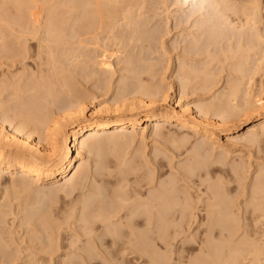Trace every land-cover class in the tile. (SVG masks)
<instances>
[{"label": "bare ground", "instance_id": "bare-ground-1", "mask_svg": "<svg viewBox=\"0 0 264 264\" xmlns=\"http://www.w3.org/2000/svg\"><path fill=\"white\" fill-rule=\"evenodd\" d=\"M2 1H8V0H2ZM21 1H23V0H21ZM29 1H31V0H29ZM32 1L36 2V4H40V3H37V0H35V1L32 0ZM32 1H31V3H32ZM42 1H45V0H42ZM46 1H48V0H46ZM50 1L51 0H49V2ZM52 1L49 4H51ZM70 1H72V3H73V1H75V0H70ZM70 1L68 0L66 2L67 5H66V3L63 4L65 1H63V3L60 2L64 6L66 5L65 7L63 5L60 6L61 4L57 5V1H55L56 3L53 5L54 6L53 8L56 10L57 7L55 5H57L58 7L60 6V8L64 9V10H59L60 8H58V10L63 11V12H65V10L67 8V11L65 12V14L64 13L63 14L64 15L68 14L67 16H69V14L74 15L73 17L75 18V20H74L73 24L75 22L76 23L81 22L80 21L81 19L79 20L78 16H82L83 14H84V16L88 14L87 16L92 17L91 19L89 18L90 21L87 20L88 21L87 25L91 24V25H89V27H87L89 30L87 29L85 31L86 24H85V27L83 26L84 28L82 27V29H84V30L81 29V31L84 34L83 36L87 35L88 31H90V33L93 35L92 39L88 36L93 41H91V40L86 41L88 43L89 42L92 43V44L91 43L86 44V45H89L90 47H91V45L92 46L96 45V44H94V40H97L96 43H98V39L100 38V37L98 38V36L101 34V31H102V35H103V33L106 29L109 28L108 29V31H109L111 28H113L112 27L113 24L112 23L110 24V22H114V21H110V19L112 20V18H114V17H115L114 19H116V16L121 14L122 9L124 12V8H122L123 6H126L128 4L137 5V4H135L136 1H134V0H82L85 2V4H83L82 1H81V3L79 1L78 2L79 4H77L76 2L78 0H76L74 5ZM243 1H244V3H242ZM243 1L241 0V2H240L239 0H213V2L211 4V6H213L212 8L207 9L208 6L206 8L205 5H204V7L202 5L201 7L196 8V9L193 8L192 11H190L188 13L186 12V15L184 14L183 18L181 17V20L183 19L182 20L183 23H180L181 20L178 21L179 26H180V24L181 25H183V24L189 25L191 23L190 27L188 28L189 30L187 29L188 31H190V29H191V33L190 34L187 33V34H188V36L190 35L189 37H192L193 40L195 41L193 44L196 43V45H200V44L202 45L203 41H205V40L207 41V39L209 41L210 38H213V40L211 39L212 43L219 44L220 46H222L223 42H226V44H229V46L237 47L236 50H238V47H239V50L236 52V54L237 53L239 54L242 51L240 55L237 54L238 57L241 55L242 56L239 57L238 58L239 60L237 59V61H235V62H240V63H236V65L237 64L238 65L237 66L235 65L236 67L234 66L235 68H232V69H234V70L236 69L237 71L239 70L238 72H240V76H241V73H243V69H242L243 65L242 64H244V61L242 60V58L245 59V63H246V59L248 58V56H246V55H248L249 51H250L249 53L253 52V54H254V51L257 52L258 50H260L257 48L258 47L260 48L261 44H262V47L264 46V23H263L264 20L262 19L264 16L260 14L262 12H259V10L261 9L260 5L262 3H260V0L259 1L258 0H243ZM24 2L27 5L29 4V2L28 3L26 2V0H24ZM39 2H40V0H39ZM258 2H259V4H258ZM7 3H9V1ZM31 3L29 4L30 8L32 7ZM45 3H47V4H43V3H41V4H43V6L46 5L47 7L51 6V5L48 6V2H45ZM70 3L72 4L71 6L69 5ZM3 4L5 5L6 3L2 2V4H0V11H1V9H3V8H1V5H2V7L6 6V5L4 6ZM17 4H18V10L14 9L11 4L10 5L12 6L14 11H17V13L19 14V17H21V18L16 17L17 20L18 21L22 20V22H20V21L18 22L17 20L13 19V23L11 25V22H10L9 27L5 23L6 25L5 24L4 25L10 31H8L5 28V26L3 25L4 26L3 29L5 28L8 31V33H6L7 31L4 29L5 33L1 32V34H0L1 35V37H0L1 38V41H0V52H1L0 53L1 54L0 60H1V58L5 59L6 57H7L6 60H8L7 62L5 60H4V62L1 61L4 64L11 62L14 59L15 60L21 59V61L23 62V60H24V59H22L23 56L26 57L28 55L27 54L28 48L26 49L27 46L29 47L28 44H26L27 46L25 47V49H26L25 54H27V55L23 54L20 57L19 53H17V55H19V57H17V56H15L16 55L15 53L13 54V51L15 49V48L13 49V47H16V45L13 46L14 43H12V41L15 42L14 39L19 41L18 43H20L19 39H21V43H22V42H24L23 40L28 38V36L34 37L33 41H36L35 38H37V41L39 42V46L41 47V49H40V47L37 46L38 49H40L39 51L44 50V53L46 52V54H48L50 56L51 60H53L54 62L57 61V57H58V56L55 57V55L59 51L60 47H62V46H60L59 49H57L58 46L56 45L57 46L56 47L54 42L56 44L59 43L60 45H63L64 43H61V42L65 41V45L69 43V46L71 44L70 47H74L77 44L78 48H80L79 46H81V48H83V46L85 45V42H81L82 45L80 44L81 40H79V41L74 40L75 36H76L75 34L72 37H69V36H71L70 34H72L73 32L69 30L68 26H67L68 30L71 33L67 34V35H69L68 36L69 39L67 38V40H66L67 36H65V34L68 31L66 30V32H65L64 31L65 29L63 28L62 25H60V26H62V28H63L62 30L64 32L63 31L61 32V30H60L61 28L59 26L58 27L55 26V23H53L52 19H54L57 22V20H56L57 17H60V15H63V14H61V13H59L60 15L57 14L59 16L55 17L56 19L55 18L50 19V17H47V21L44 22V19L42 20V22H44V25L43 24L39 25V23L41 21L39 23L37 22L39 20V18H37V16H40L41 13H40V11H39L40 14L33 12V10L36 8V6H33V8H32L33 10H32L29 8V6L26 5L25 7L29 8V9H27V12H28V14H27V12L25 13L26 10H24L22 8L23 4L20 2V0H19V3L17 1ZM219 4H221V5H219ZM76 5H77V7H76ZM80 5H82V7ZM83 5H84V9L86 10V12H83L85 10L82 11ZM87 6L90 7V9H87L88 8ZM130 6L132 7L133 5H130ZM7 7H9V5ZM74 7L75 8L79 7L78 9L82 8L81 11L83 13L77 12L78 11L77 9H75L76 10V12H75ZM136 7H138V6H136ZM43 8L44 7H42V5H41V9H42L41 11H43L45 9V8L44 9ZM49 8H48V10H49ZM51 8H52V6H51ZM127 8L128 7H126L125 10ZM54 9L49 10L50 11V14L48 13L49 16H51L52 14L54 16L56 15V13L54 14L51 11ZM120 9H121V11H120ZM205 9L207 11L208 10L213 11V12H211L213 14H210L209 13L210 11H209L208 12L210 14L209 15L205 11ZM48 10L46 9V12ZM58 10H56V11H58ZM4 11H6V10H4ZM7 11H8V9H7ZM68 11H69V13H68ZM72 11H74L75 14H73ZM126 11H128V10H126ZM262 11L264 13V7H263ZM11 12H13V11H11ZM11 12H10V14H11ZM35 12H37L36 9H35ZM118 12H120V14H117ZM130 12H124V13H130ZM6 13H8V12H6ZM6 13H5V16H3L4 14L0 13V20L2 17H4L5 20L10 21V18H9L10 16L7 15L9 18V19H7ZM17 13H16V15H17ZM77 13H78V15H77ZM89 13H90V15H89ZM135 13L136 12L134 11V14L133 13H132L133 15L131 14L132 17L134 15H138ZM137 13H139V12H137ZM42 14H43V12H42ZM115 14H117V15H115ZM29 15L32 19L29 17ZM45 15H47V13ZM122 15H121V17L124 16V15L123 16ZM131 15H130V17H131ZM25 16L26 17L28 16L29 21L32 20L33 22L31 21L32 23H30V22H28V20L26 21ZM43 16L44 15H42V17ZM67 16H66V18H67ZM84 16H83V20L85 21ZM87 16L85 18H88ZM138 16H140V15H138ZM63 17H65V16H63ZM73 17H70L69 19H71ZM76 17H77V19H76ZM130 17L128 19L126 18V20L131 19L130 21L134 22L135 24L137 22H139L137 20V17H136L137 22H135V17H134V20ZM192 18H194L193 21H191ZM209 18H210V20H208ZM58 19H60V18H58ZM177 19H178V17H177ZM212 19H213V21H212ZM45 20H46V18H45ZM64 20H66V19H64ZM77 20H79V21H77ZM118 20H119V18H118ZM123 20L126 23L125 19H123ZM1 21L3 23V20H1ZM209 21L211 22V24L207 25V24H209L208 23ZM115 22L117 24V21H115ZM115 22H114V25H115ZM260 22H261V24H260ZM7 23H9V22H7ZM36 23H38V25ZM62 23L64 24V26L67 25V22L65 24V21ZM118 23H119V21H118ZM134 23H132V26H134L133 25ZM59 24H57V25H59ZM126 24L131 25V23H129V22ZM138 24L139 23L136 24V26H138V27H135L136 30H131V32L133 34L131 36V39H129V42H133V43H138V42L140 43L141 42L143 46L146 44L148 45L150 43L151 38H153V37L156 38L155 35L152 36V34L150 33V32H154V29H149L148 30L149 32H147V31H145L144 28H141V26H140L141 24H139V25ZM117 25H119V24H117ZM0 26H1V23H0ZM69 26H70V24H69ZM179 26H177V27L179 28ZM41 27L43 30H41ZM79 27H81V26H79ZM114 27L117 28L118 26H114ZM1 28H2V26H1ZM74 30L76 31V29H74ZM122 30L123 29H121V31ZM0 31H3V30L0 29ZM81 31H79V32H81ZM111 31H114V30L112 29ZM109 33H110V31H109ZM155 33L156 32H154V34ZM44 34H45V36H43ZM10 35H12V37L13 36L14 37L12 38L13 40L11 42H8L7 39H10L9 38V37H11ZM96 36L98 39H94ZM206 36H208V37L206 38ZM5 37H6L7 41L5 40V42H3ZM107 37L109 38V36H107ZM110 37H111V35H110ZM70 38H71V40H70ZM102 38L99 40H102ZM105 38H106V36L104 37V39ZM159 38H161V36ZM28 40H29V38H28ZM17 41H16V43H17ZM67 41H68V43H67ZM75 41L78 43H76ZM208 41H207V44H208ZM26 42H28V41H26ZM26 42H24V43H26ZM73 42H75L74 43L75 45L73 44ZM255 42L257 43V45ZM258 42H259V45H258ZM6 43H8V46ZM21 43H20V45H22ZM102 43H103V41H102ZM212 43L210 42L208 45H212ZM104 44H106V41L104 42ZM98 45L96 47L101 46V45H99V46ZM236 45H238V46H236ZM67 46L68 45H66V47ZM103 46H105V45H103ZM75 47L77 48V46H75ZM262 47H261L262 52L261 51L259 52L260 54L262 53V55H259V57L261 56L260 57L261 59H259L257 57L259 59V61L257 60L258 62H261V60L264 62V47H263V49H262ZM22 48H23V46H22ZM76 48H75V50H76ZM105 48H103V49L106 50ZM31 49L32 48H30V51H31ZM55 49H57L58 51L56 52ZM72 49L70 48L71 51H73ZM255 49H257V50H255ZM63 50H64V47H63ZM63 50H62L63 54H64V52H66V54H68L67 51H63ZM83 50H84V48H83ZM7 51L8 52L11 51V54L10 55L6 54ZM76 51L79 52L78 49ZM106 51H104V55L109 50L107 52ZM256 52H255V54H256ZM75 53H77V52H75ZM75 53H74V55H75ZM185 53L188 54V52L186 50H185ZM243 53L245 54L244 56L246 58L243 56ZM42 54H43V51L39 52V54H37L36 57H38V55H39V57L41 56L42 58H39L40 61L44 62L45 65L47 64L48 66H45V65L44 66L49 68L50 63L48 64L49 61H47V60H50V58H47V56H45V58H46L45 59L44 56H42ZM84 54L86 55V53H84ZM70 55H72V52ZM85 55H83V57ZM257 55H251L250 54L249 56L251 59L253 57H256ZM13 56H15V57H13ZM61 56H66V55L64 54ZM105 56L107 57L108 54ZM251 56H253V57H251ZM36 57H34V58L36 59ZM9 58L11 59V61ZM59 58H61V57H59ZM94 58L96 59V61H95L92 58V60L95 61L94 63H96L98 65L101 63L102 67L105 66V64H107L106 62H104V60H103V62L101 61L100 63L97 62V58H101V57L97 56V58H96V56H95ZM213 58L214 57H212V60H213ZM43 59H45L47 61V63H45L46 61L45 60L43 61ZM180 59H179V61H180ZM215 59L217 60L218 57L217 58L215 57L214 60ZM253 59L256 60L255 58H253ZM25 60H27V59H25ZM130 60L132 61V59L131 58L129 59V63L131 62ZM181 60H185V59H181ZM254 60L250 61L248 64H251V62H252V64L255 65L256 63H253ZM14 61L11 63L14 64ZM53 61H51L52 66H53ZM65 61H66V59H65ZM58 62L59 61H57V63ZM83 62H85V61H83ZM132 62H131V64H132ZM183 62H185V61H183ZM263 62L260 64L258 63L259 66L257 64V66L260 67L259 68L260 71L263 70V68L261 67L263 65ZM11 63L6 64V65H8V67H11L12 66ZM24 63H25V61H24ZM102 63H104V65ZM182 63L180 61L178 68H180L182 66L185 67ZM37 64H39V63H37ZM59 64L61 65V63H59ZM39 65L41 66V69H40V67H37V69H39L41 71V76H39L41 78L35 77L36 78L35 79L34 77H32L33 79L32 78L30 79V77L27 78L25 76L26 79L19 77L20 79L16 80V78H14V75H13V78L17 82L16 81L13 82L12 80H14V79L11 78L12 80L10 79V82H12V83H9L8 81H9L10 76L8 74L9 78L6 77L7 79L6 78H4V79H6V83H9V84L5 83L6 86H1V87H4V90L1 88L2 89V91H0L1 95L4 93L7 94L9 92L7 89L12 86V89H14V92L16 91L15 92L16 94L14 92H13L14 94L11 93V91H12L11 90L9 92L10 96L16 95L17 102H19V105L21 104L22 107L21 106H20V108L18 107L19 109L17 107H16L17 109L15 107L11 108L12 105H11V102L8 103L9 100L7 102L6 101L4 102L5 106L7 104L11 105V106H9L11 109L9 108L8 112L12 113L15 116V117L11 116L13 118V121H14V119L17 120L18 116H20L18 118V120H20V124L18 123L17 127L16 126H15L16 128L14 127L15 130L13 128L12 133H10V132L8 133V131L5 133L6 130H4V133L2 132L3 130L0 131V133L2 132V134H0V135H1V140L3 141V144H2V141H0V143L2 145H4L3 147H0V194L2 195V196H0V200H1V198H4L5 201L7 198L9 199L10 190H15V192L17 194H19V191H16V189H20V188L22 189V191L20 189V193L24 192L26 190L25 192L27 193V195H29V194H31L30 192H32L30 190H33V188L32 189L30 188V190H29V187H32L33 185L34 186L36 185L37 187L41 186L44 183L50 181L51 179H55V178H59V179L51 182V192H53L55 194H57L58 192H63L62 194L65 195L64 198L66 197V198H70V199L73 196H77L78 194H82V192H84L86 189H88V188L91 189V187H93L92 183H89V186L91 184L90 187L87 186L88 185L87 180L90 177L89 172H91L89 170L90 167L86 166V164H87L86 162L84 163L82 160H80L81 157L85 154V151H87V153H88L87 155L89 158L98 157L101 159L103 157L104 153H106V151H104V150L105 149L108 150L109 145L110 146L112 145L111 144L112 139L114 137L118 138V139H120V138L127 139L128 138V132L127 131L130 128H133V130H134L135 128L143 127L145 124H147L146 129H151V130L155 131V135H157V136L161 135V137H162L163 133L166 131H169V136H170V134H172L174 136L176 134H173L171 132H172V129L174 128L173 124H177L178 127L185 129V130H188V131H191V132H197L198 133V132L202 131L205 136L213 135L211 132L212 130H209L210 128L208 129V128H206V126H203L202 118L205 116L206 113L203 114L202 110L199 111L201 107H198V111L196 113L197 116L193 115L190 107L187 108L188 106L184 107L181 105L179 106L180 110H178V111L173 110L172 113H170V112L161 113V112H157V107L155 106V104H153V102L155 103V101H153V99H152L153 102L151 101V103H150V101L148 104H147V102H144V105H146V106L142 107V108H144V112L141 115L132 113V111H134V109H132V106H134V105H132L130 107V109H132V110L129 111V112H131L129 114L127 112H126L127 114L123 113V111H125V110H123L124 108L122 106V108H123L122 113L123 114L122 113H119V114L114 113L113 116L104 117V118L101 116L100 117L98 116L97 118H93V119L90 117H85L86 106L84 103L86 101H84L85 100V98L83 97L84 95L81 93V91H83V90H80V92H78L80 89L78 86V90H76L77 92H73V88H72L73 93L70 92L71 91V87H70L71 85L69 84V80L73 82V83L70 82L72 84V86L74 84V81L72 79L65 80L67 77L64 78L65 74L63 75V73H62L63 77H60V79L58 77L61 76V74L58 77L56 76L58 73H55V72H52L53 73L52 75L47 74V76H46V74H45V77L47 78L46 79L42 74V72L44 70V69L42 70V64L40 63ZM55 65L56 64L54 63V67H55ZM101 65H100V67H101ZM188 65H189V67H191L190 66L191 63H189ZM232 66H233V64L231 65V67ZM245 66H246V64H245ZM245 66H244V68H245ZM8 67H6V68H8ZM105 67H103L101 70L104 71ZM178 68H177V70H178ZM182 68L180 69L181 73H183V75H185V76L182 77L183 75L180 74L181 77L180 76L178 77L179 80L181 79L180 80L181 83L179 81L180 86H183L185 88V86L187 84H190V82H191L190 80L193 81L194 79H196L194 77L200 78L198 73L194 74L195 70L193 71V69H189V68L188 69L187 68L182 69ZM64 69H65V67H64ZM105 69H107V67ZM247 69L248 68H246V70ZM131 70H129V71L131 72ZM139 70L140 69H138L137 70L138 72H137V71H135V69H133V71L131 73L133 76H135V78H133V79L136 80L137 85L139 84L138 86H140V87H137L136 84H135L136 87H134L135 86L134 80H133L134 83H131V82L129 83V80L131 81L132 79L125 78L126 77L125 76V77H123L125 80L123 78H120L121 79L120 81L125 83L127 80L128 83L127 82L126 83L129 85L125 86L124 83H121L119 81V86L120 87L124 86V89L122 88L120 90L117 88L119 90V92L118 91L117 92L121 93L122 90L125 92L126 91L125 87H127V88L130 87V89L133 87L132 88L133 90L128 89V91H126L127 94L130 90L129 94H133V95L136 94V96H138V95L142 96L143 95L142 97L145 96V97H148V99L150 98L149 100H151V98H153V95H155L154 92H156V90H158V92H159V89H157V87L153 85L154 92L148 91L149 89L152 88L151 87L152 85L150 84L147 86V84H149L148 81L146 82L145 81L146 79L142 78L143 77L142 73H145V72H144V70L143 71L141 70V72ZM180 70L178 72H180ZM236 70L234 72L238 73ZM250 70H252V73L250 72ZM82 71H83V69H82ZM134 71H135V74H134ZM184 71H185V73H184ZM260 71H258V72H260ZM5 72L6 71H4V73ZM48 72H50V70L49 71L47 70V73ZM136 72H137V74H136ZM232 72H233V70H232ZM248 72H250V77H249ZM248 72H247V74H248L247 77H246V72H245L244 75L242 74V78L240 77L241 79L239 78L240 80H238V81H236L234 78L233 79L230 78L231 79V80L229 79L230 81L226 80L225 84L226 85L228 84V86L225 85L226 89L224 88L222 91V92H224L223 93L224 96L223 95H221L222 97L220 96V94L222 93L221 91H220V93L214 92L215 94L212 98L215 97V99H216L217 95L219 94L218 98H220V97L222 99L224 98L227 102L226 101L224 102V100H223V103H222L221 98L219 100L218 99L216 100L217 102L221 100V103L219 102L220 104L217 103L218 106L215 103V101L214 102L212 101L213 103L210 102L209 104H211V105L215 103L214 105L210 106L212 109H215V110H212L210 107H208L212 111L211 115H213L215 113L217 117L224 118V116L226 117L229 114L227 117H231L232 113L235 111V110H231V109H234L236 107V106H233V104H231V103H233L231 101V99L232 100L236 99V101L238 100L237 94H238V92L241 93V91H238V89L240 90L241 89L240 86L244 85L241 82V80H244L246 77L247 79L248 78L249 79L248 80L245 79V84L247 83L246 80L249 81L247 84L250 87L253 86V83L255 84V77H256L258 72L255 71V69H254V73H253V67L249 68ZM32 73H33V71H32ZM85 73H87V70ZM18 74L20 76V73H18ZM18 74L16 76H18ZM22 74H21V77H22ZM39 74H37V75H39ZM72 74H74V73H72ZM95 74L96 73H94V75ZM126 74H128V73H126ZM5 75H7V73L4 74V76ZM25 75H27V74H25ZM81 75H84V74L82 73ZM94 75H90V76L93 77ZM98 75L95 76V79L100 77ZM101 75L103 76L105 74L101 73ZM129 75L132 78L131 74H129ZM209 75L210 74L206 73V76H204L205 78H201V82H202V79H204L203 80L204 83H201V84H203V86L205 88V85H206L205 83H207L206 81L212 80L213 82L208 81L209 85L207 84L206 88L208 89V87H211V89H213L214 87L212 84H215L214 86L216 87L218 82L216 83V81H215L216 79L213 78L214 79L213 80L212 77ZM32 76H34V75H32ZM53 76H54V79L52 78ZM85 76H83V77H85ZM102 76H101V78H102ZM70 77H72V76L69 74L68 78H70ZM87 78H88V76H87ZM207 78H211V79H207ZM22 79H24V80L22 81ZM184 79H186V80H184ZM19 80H20V82H19ZM29 80L30 81L31 80H35V81L37 80V81L36 82L35 81L29 82ZM109 80L110 79H108V81H106L107 82L106 87L109 84ZM21 81L25 82V84L22 83ZM84 81H86V79H84ZM97 81H100V79H97ZM104 81H105V79H104ZM214 81H215V83H214ZM231 81H232V83H230ZM234 81L236 82V85L234 84L235 83ZM1 82L3 83V84L1 83L2 85H5L3 81H1ZM32 82H35V83H32ZM62 82H65V83H62ZM143 82H146V83H143ZM14 83L16 86L15 85L13 86ZM20 83L23 84V85L21 84V86H22L21 88H20V86H18V85H20ZM111 83H113V82H111ZM229 83H230V85L231 84L232 85L230 86ZM237 83H239L241 85H238ZM122 84H124V85H122ZM141 84L145 87H143ZM237 85L239 86V88ZM23 86H24V88H23ZM104 86H102V88ZM249 86H247V90L245 89L246 88V86H245L244 89L246 92L244 91L242 93H246V96L251 98L252 95L249 96V92H248L250 90ZM64 87H65V89H64ZM97 87H95V88H97ZM106 87H104V88L106 89ZM109 87H111V84H110V86L107 87V89ZM199 87L202 88V85H200ZM248 87H249V89H248ZM136 88H137V90H136ZM146 88H148V90ZM155 88H156V90H155ZM227 88L229 91L227 90ZM60 89L62 90V92L59 91ZM63 89H64V92H63ZM211 89L209 88L208 91H210ZM242 89H243V87H242ZM9 90H10V88H9ZM65 91L70 93V95L67 93H66L67 94L66 95ZM74 91H75V89H74ZM123 91H122V93H123ZM211 91H213V90H211ZM226 91H228V92H226ZM57 92L58 93H64V96H67V97H64L62 94H60L63 96V98H62V96H59V94L57 95ZM206 93H208V92L206 91ZM22 94L24 97H22ZM124 94L121 96L123 97ZM210 94H211V92H210ZM27 95L31 96V97H29L30 99L28 98ZM118 95L119 94H117V97H120ZM225 95H228V96H226V98H228L229 100H227L225 98ZM6 96L8 97L9 94ZM12 96H11V98H9V97L8 98L12 99ZM129 96H132V95H129ZM7 97L5 98V100L8 99ZM123 98H125V97H123ZM14 99H16V98L14 97ZM20 99H21V103H20ZM135 99H138V98H134V100ZM215 99H213V100H215ZM119 100H116V101H119ZM249 100H251V99H249ZM10 101H13V100H10ZM62 101H65V102H62ZM122 101H123V99H122ZM122 101L120 100V102H122ZM131 101L130 102L133 104L134 103L133 99ZM230 101H231V103H230ZM245 101H246V105L247 104L249 105V103H251L250 101H249V103H247L248 100H245ZM17 102H15V103H17ZM59 102H61V103L59 104ZM120 102H118V103H120ZM130 102H129V104L125 103V105L126 106L130 105L131 104ZM140 102L141 101H139L138 103L140 104ZM53 103L54 104L58 103V104H56L54 106V105H52ZM142 103L143 102H141V104ZM12 104H14V102H12ZM50 105H52L56 110L53 109V107ZM115 105H114V107H115ZM119 105L120 104H118L117 107ZM215 105L217 106V109H219V110H216V108H214V107H216ZM250 105H251V107L254 106V105H252V103ZM17 106H18V104H17ZM111 107H113V106H111ZM5 108H3L4 111H5ZM206 108H207V105H206ZM208 108H207L206 112H210ZM229 108H231V109H229ZM13 109L16 111L18 110V111L16 112ZM116 109L117 108H115V110ZM120 109H121V105H120L118 112H120ZM0 110H1V107H0ZM108 110H111V109H108ZM227 110L228 111L231 110L232 113L230 111L228 113ZM224 111L227 112L228 114L224 113ZM6 112H7V110H6ZM19 112L20 113L22 112V113L19 115ZM108 112H110V111H108ZM112 113L113 112H111V114ZM230 113H231V115H230ZM0 114H1V112H0ZM16 114H17V116H16ZM215 114H214V116H215ZM222 114L223 115L225 114V115L221 116ZM3 115H5V114H3ZM258 117H259V119L257 120L258 123L252 127H249L246 130L245 134L247 135V137L248 136L250 137L248 139L249 143H251L252 145L262 146V145H264V113L260 114ZM4 118H8V119H6V120H9L8 123H10L12 121V120L10 121V119H12L10 117L4 116ZM69 119H72V121L75 120V123L73 124L72 128L67 130V128L65 127V129H63L62 121L64 120L63 124H65V121L69 120ZM13 121L11 122V124L14 123ZM6 122H4L2 119V123L5 124ZM4 124H2V126ZM180 128H178V129H180ZM255 128H258V131H259L258 134H255V131H256ZM3 129H5V128L3 127ZM27 129L29 131L28 132L29 134L27 133L28 135L23 133L24 130L26 131ZM167 133H166V135H168ZM169 136L166 137L167 141H169V139L172 138L173 140H171V141L173 142L176 139L174 142L178 144L179 148L184 146L185 144H187V142L189 141V140H187L189 137L188 138L186 137L187 139H185V138H182L183 137L182 136L181 137L182 139H180V137L176 138L177 136H175V139H174L173 136H170L171 138H169ZM230 139H232V138H228L229 143H230ZM231 141H233V140H231ZM115 142L113 143V145H116ZM72 143H73V146H71ZM111 147H113V146H111ZM195 147L197 149V150L196 149L193 150V151L197 152V154H195V156L197 155L198 160L200 162L203 161L202 162L203 164H201L197 160L199 163V165H198L199 167H197V162H194L195 161L194 160L193 162L195 164L192 163L194 165V168H186L187 170L184 169L183 171H181V170L178 171L179 173L176 172V175L178 176V174H179L181 179L184 181L183 190L180 188L173 189V186H171L173 184L169 183L168 181L159 180V181H161V183H160L159 187L157 188V190L152 192V191L147 189L149 191L148 192L149 194L146 196L144 194V192L141 191L144 188L142 187V189H140V186L142 184H140L139 182H141L142 176H140L141 172L139 170V167H140V165H138L139 163L135 164V162H134L133 164H135V165H133V166H136V168H132V169L130 167L132 165H127L128 167L125 166L126 169H129V170H126L125 168H123V166L126 165V162H128V160L124 161L125 159L123 158L124 159L123 160L121 158L122 162H120V158H118L119 162L115 161V163H117L118 167L111 165L112 168L108 167V170H106L107 165L103 166L105 164V162L102 160L104 158H102L101 160L104 162L103 165L99 164L100 162L102 163V161H98L99 163H96L97 167H95V170L93 171V169H91L93 171V174L95 172L94 177L92 178L93 175H91L92 180H89V181H91V182L94 181L95 182L94 184H97V186L100 184V182H102V184L110 185V187H111V185L114 186V184H115L116 187H114V188L112 187V190H109V188L107 189V188H105V186H103L101 184L98 187H95L96 186L95 185L94 186L95 188L93 187L94 189H92L93 191L91 190L92 193L85 192V194L83 193V195H81L82 197L80 195H78V196H80V198L78 197L79 200L84 197L80 201L77 199L78 202L80 203V205H78L79 211L80 212L82 211V216H81V220H80L82 222H79V219H80L79 216H78L79 217L78 221L76 219L73 220L72 217H74V215H73L74 213L71 214V211H70L71 209L69 211L68 210L66 211V214H67L66 217H65V213H64L65 211L62 212V214L64 213L62 216L66 219H63L62 216H60L61 219L59 220V218H56L52 212L53 202H52V206L49 207L51 202L48 203L49 204L48 205L47 202H45V201L41 202L42 200H40V202L43 204V209L45 208L46 205H48L44 209L46 211L43 213L44 210L43 211L40 210V209H42V208H40V207H42V204L40 203L41 205L37 206V208H40L38 210L35 206L36 205V203H35L34 206L37 210L35 209L34 211L35 212L37 211L36 213H38V212L41 213V211H42L41 215H39V216H42L40 218H38L39 216L35 212H33V213H35V215H37L38 217H35V215L32 213V209H30L28 207V206H31V205H28L29 204L28 201L26 202V204L28 206L27 205L26 206L29 208V209L27 208L29 211V214H28L27 209H25L26 207H23V205H22L23 209L25 211H27V212H25L23 209H22L23 211L21 210V212L25 213L24 214L25 217L28 216L25 220L28 223L29 222L31 223V221H32L31 224L29 223L28 225L27 224L26 225L29 226L30 228L32 227L33 230L36 229L35 227H38L39 225H41L42 227H41L40 231L41 230L44 231V230H48L47 226L49 227L50 224H52V226H53V227L51 226V228H55L54 227V224H55V226H57L56 227V229H57L59 226L61 227L62 224L65 226L67 218L70 217L68 212H70V214L73 215L71 217V220H73L74 222L77 221L78 223H81V224L83 223L82 225H85L84 227L81 225L82 226L81 227L82 232L85 233L84 234L85 237L88 234L91 236L92 239L90 238V240H92L91 243L93 246L89 245L90 244L89 239H88L87 243H88L90 248L92 247V250L90 248H89V250H88V248H86V251H85V248H83L85 251V254L83 255L84 251L81 248L82 246L81 247L79 246L80 248L78 247L80 249V252L78 249L73 247L74 250L75 251L77 250L78 253H81V251H82V254H80V255H82L80 257L81 259H76V257L79 258V256H76L78 253L75 254V257L72 256L73 258L69 257V259H67L66 255H65L64 258L62 256V259H65V261L63 262V260H62L63 263H61V264H264V176H263L264 170H259L260 172L263 171L262 173L257 171L254 174V175H256V177L253 176V180L250 183V185L248 186V188L243 187L244 189H242L241 192H240V188H238L237 189L238 192H237V190L235 188H230L228 186V182H230V184H231V181H228L229 177L236 180L240 176H243V174H244L243 170L245 171V169H242L238 163H237L238 165H236V163H234V164L232 163L233 165L226 167V164L223 163L224 161L222 162V160L226 159V158L219 157V159L216 158L217 160H214V162L211 161L212 159L210 160L211 164L213 166L215 165V167H216L213 169L211 168L212 169L211 170L210 169V167H211L210 162H208L207 159H205L206 157H204L206 155L199 153V152H201V150L198 149V148H200V145H196ZM74 152L77 153V155L75 157H74ZM198 153H199V155H198ZM199 156H201V157H199ZM47 158L50 159V161ZM202 158H203V160L201 161ZM220 158H221V160H220ZM45 159H47L48 161H45ZM107 161L108 160H106V162ZM108 162H107V164H111ZM123 162H125V164ZM189 162H191V160ZM205 164L207 165L206 168H204L206 166ZM193 165H192V167H193ZM201 165H204V166L201 167ZM102 166H103V168H102ZM137 166H139V167L137 168ZM100 167L103 170L105 167L106 168L103 171V170H101ZM120 167H121V170H120ZM117 168L119 171L117 170ZM199 168L204 169L205 171L204 170L203 171L205 173L202 170L199 171ZM110 169H113V170L110 171ZM87 170H89V172ZM100 170H101V172H100ZM113 171H117V172H115L116 173L115 175L113 174L114 173ZM151 172L154 173V171H151ZM201 173L204 175H200ZM155 174H156V172H155ZM129 175H133L136 180L140 179L138 183L136 181L135 184H137V185H136V187L134 186V188L130 187L133 184L129 185L130 183L128 182V178L131 177V176L129 177ZM158 176L159 175H157V177ZM195 176L196 177H202V178L205 177V179L208 181L209 184L207 183L208 186H207L206 193L203 194L204 196L206 195V197H204L202 194H200L201 196L198 195L197 199H196L197 206L194 207L193 206L194 201L192 202V200H191V199H193L192 198L193 195L190 193V189H191V183L190 182L193 181V178ZM243 177L239 178L240 181L236 180L235 182H237V184L239 183L238 185H241L242 183H240V182H243V181H241V179L244 180ZM155 179L153 180V178H152L151 180L155 181ZM174 179H175V176H174ZM233 179H232V182H234ZM151 180H150V182H151ZM212 180H214V181H212ZM211 181L214 184L211 183ZM142 182H144V181H142ZM148 182H147V185L150 184V182L149 183ZM172 183H173V180H172ZM242 185L239 187H242ZM86 186H87V188H86ZM24 187H26L27 189L26 188L24 189ZM246 188H247V191H245ZM152 189H153V186H152ZM234 189L236 192H234ZM47 192H49V191H47ZM88 192H90V191H88ZM239 192L241 195L240 197H239V195H238V197L236 196V194L234 195V193H239ZM13 193L14 192L10 193L11 197H14L15 193L12 196ZM7 195H9V196L6 197ZM29 196L31 197V195H29ZM234 196H236L238 199H236ZM15 197H18V196L15 195ZM32 198L33 197H31V199ZM45 199H47V198H44V200ZM32 200H31V203H32ZM36 200H38V197H36ZM51 200H55V199L53 198ZM190 200L192 203L190 202ZM57 201H58V199H57ZM44 202L46 203V205ZM1 203H0L1 204L0 205L1 206L0 214L1 213L6 214L7 212L5 213L3 206L8 205L7 203H9V202L7 201V202H1ZM54 203H55V201H54ZM38 204H39V200H38ZM75 204L77 205L78 203L76 202ZM199 204H202L201 209H200V207H198ZM70 206H71V204H70ZM11 207L12 206H10V208ZM47 207H49L50 211H49V209L47 210ZM78 207H77V209H78ZM7 208H9V207H7ZM67 208H68V206H67ZM15 209H18V208H14V210ZM75 209H73V210L75 211ZM1 210H3L4 212ZM47 211H48V213H46ZM12 212H14V211H12ZM80 212H79V214H80ZM26 213L28 215H26ZM50 213H51V215H50ZM18 214H19V212H18ZM30 215L32 216V218L30 217ZM48 216L51 217L52 221H51V219L48 220L49 219V218H47ZM7 217H8V215H7ZM25 217H23V218H25ZM53 217L56 220V221H54V224H53V220H54ZM35 218H37L39 221V224L37 226H35L37 223V221H36L37 219L35 220ZM41 219L44 221L42 222ZM57 219L60 222L62 221L63 223L60 224ZM0 220H1V217H0ZM71 220L68 219L67 221L70 222ZM26 221H24V222H26ZM74 222L71 221V223H74ZM195 222H197L198 226L196 228H194L193 231H195V230L197 231L199 228L203 227L204 229L202 231V234L204 235V239H202V240L200 239L202 242L200 243V245H198L199 250L201 247V250L199 252H197L198 256H196V253L193 252L194 257L190 258L191 256L189 257V255H190V252L192 251V249L187 247V242L189 240V241L194 243L195 238H193L194 235H192V237H189L191 235L190 233H189L190 235L186 236V233L188 234V232H191L193 225L196 224ZM41 223L44 225H42ZM58 223H59V225H58ZM43 226H44V228H43ZM70 227H72V226H70ZM86 227H87L88 233H86L87 231H85ZM38 228H40V226ZM83 228H85V229H83ZM33 230H32V236L34 237V235H37V237L36 236L34 237V238H36L35 240L37 242H39L40 244L42 243L43 246H44V243L47 246V247L46 246L44 247V249H45L44 253L46 252V255L44 253H42L44 249H41V247H40L41 251L38 250L39 253L37 252L36 256H37V254L40 255L41 253H42L41 256L42 255L48 256L50 254L53 255V253L56 250V247H55V244L53 241L54 239L52 238V236L55 233L54 234H52V233L55 232L54 231L55 229H52V232H50L51 237H50L48 232H47L48 233L47 234V233L41 231L42 234H45V235L47 234L48 235V236H46L47 240L50 239L53 243H51L50 240H49L50 241V243H49V241L46 240V237L41 238L40 237V236H42L41 234H39L40 236L38 237V234H35L33 232ZM89 230L92 231V234H90L91 232ZM38 231H39V229H38ZM38 231H35V232L39 233ZM59 233H60V231H59ZM79 235H80V233H79ZM203 235H201V236L203 237ZM56 236H57V234H56ZM33 237H32V239H33ZM53 237H55V235ZM58 237H57V239H58ZM202 237H200V238H202ZM38 238H40L42 241H39ZM76 238H77V240H79L78 237H76ZM43 239L45 242L43 241ZM0 241H1V238H0ZM30 241L32 242L33 240H30ZM81 241H77V242H79V245H80ZM2 243H3V240H2ZM47 243L49 244V246L47 245ZM69 244H70V242H69ZM6 245H5V248H6ZM42 245H40V246H42ZM74 245H75V243L73 244V246ZM77 245L78 244L76 243L75 246H77ZM88 245H85V246L88 247ZM58 247H60V246H58ZM2 249H3V247H2ZM2 249H0V250H2ZM7 250H8V248H7ZM57 250H59V249L57 248ZM2 251L4 252V255H5L6 249H5V251L4 250H2ZM28 251H30V250H28ZM8 252H10V251H8ZM32 252H34V251H32ZM49 252H50V254H49ZM184 252L185 253L189 252L188 257L184 256L185 255ZM29 254H30L29 256L31 258L32 254L31 253H29ZM33 255H34V253H33ZM70 255H72V253ZM17 256H19V255H17ZM192 256H193V254H192ZM50 257H51V255L49 256V258ZM8 258H9V255H8ZM17 258H19V257H17ZM30 258H29V260H31ZM34 258H35V255H34ZM58 258H56V259H58ZM6 259H4V260H6ZM26 259H27V257L24 260H26ZM37 260L40 261L42 259H37ZM48 260H47V262H48ZM7 261H9V259H7ZM14 261L15 260H13V263H14ZM18 261H20V259H18ZM32 261H35V260L32 259ZM32 261H30V262H32ZM53 261L55 262V259ZM30 262H28V263H30ZM42 262H44V259L42 260ZM33 263H30V264H33ZM50 263H52V262H50ZM37 264H39V263H37Z\"/></svg>", "mask_w": 264, "mask_h": 264}, {"label": "rangeland", "instance_id": "rangeland-1", "mask_svg": "<svg viewBox=\"0 0 264 264\" xmlns=\"http://www.w3.org/2000/svg\"><path fill=\"white\" fill-rule=\"evenodd\" d=\"M9 1V3H7ZM8 1H2V0H0V4H2V2L3 3H6L4 6L5 7H2V5H1V8H3V9H1V11H0V13L1 14H4L3 16H5V13L6 12H8V13H6V18L7 19H9L10 18V21L9 20H5L4 19V17H2L1 18V20H3V23H2V21L0 20V23H1V26H2V28H1V26H0V29H2L3 31H0V34H1V32L3 33L4 32V29L6 28V24H7V26L9 27V24H10V22H11V25H12V23H13V19L14 20H17V18H21V17H19V14L17 13V11H14L13 10V8L14 9H16V10H18V4H17V1H18V3H19V0H8ZM32 1V0H31ZM31 1H29V0H26V2L28 3L29 2V4L31 3ZM35 1V0H34ZM52 1V0H51ZM50 1V2H51ZM55 1H57V5H59V4H61L60 6H62L63 4H65L68 0H53L52 1V3L51 4H49L50 2H49V0L48 1H42V0H40V2H39V0H37V3H40V4H36V2H33L32 1V3H31V8H30V5L28 4H26L25 2H24V0L23 1H21L20 0V2L23 4V9L24 10H26L25 11V13L27 12V9H32L33 8V6H36V11L37 12H35V9L33 10V12L34 13H39V11H40V13L42 14V12H43V14L42 15H44L43 17H42V15L40 14V16H37V18H39V20L37 21L38 23L41 21L42 22V20L44 19V22L45 21H47V17H50V19L51 18H55V17H57V16H59L60 14L59 13H61V14H65V12L67 11V8H66V10H65V12H63V11H59V10H64V9H61L60 8V6L58 7L57 5H55L57 8H56V10H58V8H60L58 11H56L53 7V5L56 3ZM63 1H65L64 3H63ZM70 1V0H69ZM76 1V0H75ZM75 1H73V3H72V1H70L73 5H74V3H75ZM80 1V3H81V1L82 0H78L76 3L77 4H79L78 2ZM134 1H136V3L135 4H137V5H134V4H128V5H126V6H123L122 8H124V12H132L133 14H134V11L136 12L135 14H138V15H140V16H138V15H134L133 17H132V13L130 12V13H124L123 12V9H122V11H121V9H120V11H121V14H120V12H118L117 14H120V15H117V14H115V15H117L116 16V19H114V18H112V20L110 19V21H117V24H119V25H117L116 24V22H115V25H114V22H110V24L112 23L113 24V28H111L109 31H110V33H109V31H108V29H106L105 31H104V33H103V35H102V31H101V34L98 36V38L99 39H101L102 37V40H99L98 38H97V36L94 38V39H98V43H96V41L97 40H94V44H96V45H91V47L89 46V45H86V44H90L91 42H86V41H88V40H91L92 38H93V35L90 33V31H88L87 33V35H85V36H83L84 34H83V32L81 31V29H82V27L84 26L85 27V24H86V28H85V31L88 29L87 27H89V25H91V24H89V25H87V22L88 21H90V19L92 18L91 16L89 17V16H87V15H85L84 16V14L82 15V16H78L79 17V20L81 21V22H75L74 24H73V22H74V20H75V18L73 17L74 15H72V14H69V16L70 17H73V18H71V19H69L70 17L69 16H67V15H60V17H57V22L54 20V19H52V21H53V23H55V26L56 27H60L61 29V32L63 31L62 29L64 28L65 30V32H66V30L68 31V32H66V34H65V36H67L66 37V40H67V38L69 39V37H72L74 34L76 35L75 36V39L74 40H77V41H79V40H81L80 41V44L82 45V43L81 42H85V45L83 46V48H84V50H83V48H81V46H79L80 48H78V45L76 44H74L75 42H73V44L75 45V46H77V48L74 46V47H70L71 46V44H70V46H69V43H68V41H67V43L68 44H66V45H68L67 47H66V45H65V41H63V42H61V43H64L63 45H60L59 43L58 44H56L55 42H54V44H55V46L57 47V49H59V47L60 46H62V47H60V49H59V51L57 50V49H55V51L57 52V54L55 55V57L56 56H58L57 57V61H59L58 63H57V61L56 62H54L53 60H51V58H50V56L48 55V54H46V52L44 53V50H41V51H39L40 49H41V47L39 46V42L37 41V38H35V40L36 41H33V39H34V37H31V36H28V38H29V40H28V38H26L25 40L26 41H28V42H26L25 40H23L24 42H26V43H24V42H22L21 43V39H19L20 40V43L22 44V45H20V43H18L19 41H17L16 39H14L15 40V42H13L12 40V38L14 37H12V35H10L11 37H9L10 39H7L8 40V42H11L12 41V43H14V45L13 46H15L16 45V47H13L12 45V47H13V49H14V51H13V54L15 53L16 55L15 56H17V57H19V55H20V57L24 54V55H27L26 57L25 56H23V58L22 59H24L23 60V62L21 61V59L20 60H15L14 58V60L16 61H14L13 59V61H14V64L13 63H11V62H13V61H11V59H10V61L11 62H8V63H6V64H9V63H11L12 64V66L11 67H8V65H6V64H4L3 62H4V60L7 62L8 60H6L7 59V57L4 59H2L1 58V60H0V89L2 88L3 90H4V87H1V86H6V84H9V83H12V82H10V79L12 78V79H14V78H16V80L17 79H20V78H24V79H26L25 78V76L28 78V77H30V79L32 78V77H39V76H41V71L39 70V69H37V67H40V69H41V66L39 65L40 63L42 64V70H43V72H42V74H43V76L45 77V74H46V76H47V74L48 75H52L53 73L52 72H55V73H58L56 76L58 77L60 74H61V76H59L58 78L60 79V77H63L62 76V73H63V75L65 76L64 78H68L69 77V74L72 76V77H70V78H66L65 80H69V79H72L73 81H74V84H73V86H72V84L70 83V82H72V81H70L69 80V84L71 85L70 87H71V91L70 92H72V88H73V92H77L76 90H78V86H79V91L78 92H80V90H83V91H81V93L84 95L83 97L85 98V100L84 101H86L84 104H85V106H86V112H85V117H90V118H97L98 116L100 117H109V116H113V114L115 113V114H119V113H122V111L123 110H125V111H123V113L124 114H129V113H131V112H129V111H131L132 109H134V111H132V113H134V114H139V115H141V114H143V112H144V108H142V107H145L146 105H144V102H147V104L149 103V101H150V103H151V101H152V99H153V101H155V103L153 102V104H155V106L157 107V112H161V113H165V112H170V113H172V111L173 110H175V111H178V110H180L179 108V106L181 105V106H188L187 108H191V112L193 113V115L194 116H197V111H198V107H201L200 108V110L199 111H201L202 110V112H203V114L204 113H206L205 114V116L202 118V123H203V126H206V128H210L209 130H212L211 132H212V134L213 135H211V136H205L204 135V133L202 132V131H200V132H191V131H188V130H185V129H182V128H180V127H178L177 126V124H173V126H174V128L172 129V132L171 133H173V134H176V135H172V134H170V136H173L174 137V139H175V136H177L176 138H179L180 137V139H182V138H185V139H187L188 137V139L187 140H189L188 142H187V144H185L184 146H182V147H180L179 148V146H178V144L177 143H175L174 141L176 140H174L173 142L171 141V140H173L170 136H169V131H166V132H164L163 133V135H162V137H161V135L160 136H157V135H155V131H153V130H151V129H146V127H147V124H145L143 127H139V128H135L134 130H133V128H130V129H128V138L127 139H122V138H120V139H118V138H113L112 139V142H111V146H113V147H111L110 145H109V148H108V150L107 149H105L104 151H106V153H104V155H103V157L102 158H104V159H102L104 162H105V164L103 165V161L100 159V158H98V157H91V158H89L88 157V153H87V151H85V154L81 157V159L80 160H82L84 163L86 162L87 164H86V166L87 167H90V171L91 172H89V170H87L88 172H89V179L87 180V182H88V185L87 186H89V183H92V185H93V187L95 186V187H98L100 184L101 185H103V186H105V188H109V190H112V187L114 188V187H116L115 186V184H114V186L113 185H111V187H110V185H104V184H102V182H100V184L97 186V184H94L95 182L93 181V182H91V181H89V180H92V178L94 177V174H95V172H94V174H93V171L95 170V167H97L96 166V163H99L98 161H102V163L100 162L99 164H102L103 166H105V165H107L106 167H107V169L106 170H108V167L110 168H112V166H116V167H118V165H117V163H115V161H117V162H119V159L118 158H120V162H122V159L124 160V161H127L128 160V162H126V165H124L125 164V162H123L122 164L124 165H122L123 166V168H125L126 169V167H128L127 165H132V166H130L131 167V169L132 168H136V166H133V165H135L136 163L138 164V165H140V167L139 166H137V168L139 167V170H140V176H142V180H141V182H139V180L140 179H138V180H136L135 178H134V176L133 175H129V177L130 178H128V182L130 183L129 185H131V184H133L132 186H130V187H133L134 188V186L136 187V185L137 184H135L136 183V181H137V183L139 182L140 184H142L141 186H140V189H142V187L144 188V189H142L141 191H143L144 192V194L147 196L149 193V191L148 190H150V191H152V192H154L155 190H157V188L159 187V185H160V183H161V181H159V180H164V181H168L169 183H171V184H173V185H171V186H173V189H177V188H180V189H182L183 190V188H184V186H183V183H184V181L181 179V177H180V175L178 174V176L176 175V172L177 173H179L178 171H183L184 169L185 170H187L186 168H194V165L192 164V163H194V162H197V167H199L198 165H199V163H198V158H197V155L195 156V154H197V152H195V151H193L194 149H196V145H200V148H198V149H200L201 150V152H199V153H202L203 155H206V156H204V157H206L205 159H207V161L208 162H210V160L211 161H213L214 162V160H217V159H219V157H221V158H226V159H223L222 160V162L223 163H225L226 164V167H229V166H231V165H233L234 163H236V165H238L239 164V166H241V168L242 169H245V171L243 170V172H244V174H243V176H240V177H243V179L244 180H242L241 179V181H243V182H240V183H242L241 185H242V187H239V186H241V185H238L237 184V182H235L236 180H238V181H240L239 180V178L238 179H233V178H231V177H229V180L228 181H231V184H230V182H228V186L230 187V188H235L236 190L238 189V188H240V192H241V190L242 189H244L245 187H247L248 188V186L250 185V183L252 182V180H253V176H255L256 177V175H254L257 171L258 172H260L259 170H264V145H262V146H258V145H252L251 143H249L248 142V139L250 138L249 136L247 137V135L245 134V132H246V130L249 128V127H252V126H254V125H256L258 122H257V120L259 119V115L260 114H263L264 113V62L261 60V62H258L259 61V59H261L260 57H259V55H262V53L260 54L259 52L261 51L262 52V50H261V47H262V44H261V47L259 48H257V49H260V50H258L257 52L256 51H254V54H253V52L252 53H249L248 52V55H246V56H248V58L250 59V54L251 55H257L256 57H253V56H251V57H253V58H257L256 60H254L253 58H251L250 60L247 58L246 59V63H245V59H243L242 58V60L244 61V64H242L243 66V73H241V76H240V72H238L236 69V71L239 73H236V72H234L235 70L234 69H232V68H235L237 65H236V63H240V62H235V61H237V59L239 58V57H241V56H239L238 57V55H240L241 54V52L237 55L236 54V52L239 50V47H238V50H236L237 49V47H235V46H229V44H226V42H223L222 43V46H220L219 44H216V43H212V41H211V39L213 40V38H210L209 39V41L212 43V45H208L210 42L208 41V39H207V41H208V44H207V41L205 40V41H203V43H202V45L200 44V45H196V43L195 44H193L195 41L193 40V38L192 37H189L188 36V34H190L191 33V29H190V31H188L189 29V27H190V25H191V23L189 24V25H187V24H183V25H181L180 24V26H179V22L178 21H180L181 20V17L183 18L184 17V14L186 15V12L188 13V12H190V11H192L193 10V8L194 9H196V8H199V7H201L202 5H203V7H204V5L206 6V8H207V6H208V8L207 9H210V8H212L213 6H211V4H212V2H213V0H134ZM240 2H241V0H239ZM243 1V0H242ZM259 1V0H258ZM45 2H48V6L49 5H51L52 6V8H51V6H49V7H47L46 5H44L43 6V4H47V3H45ZM59 2V3H58ZM60 2H62V3H60ZM41 3H43V4H41ZM69 4L70 6L72 5V4ZM82 3L83 4H85V2L84 1H82ZM242 3H244V1L242 2ZM241 3V4H242ZM260 3H262L261 5H260V10H259V12H262V13H260L261 15H263L264 16V13H263V7H264V0H260ZM9 5V7H7L8 5ZM13 6V8H12V6ZM36 4V5H35ZM214 4V3H213ZM258 4H259V2H258ZM17 5V6H16ZM29 6V8H26L25 6ZM39 5V6H38ZM41 5H42V7H44L43 9V11H41L42 9H41ZM66 5H67V3H66ZM65 5V6H66ZM68 5V6H69ZM130 5H133L132 7L130 6ZM219 5H221V4H219ZM64 6V5H63ZM64 6V7H65ZM79 6V5H78ZM81 7H82V5H80ZM91 6V5H90ZM136 6H138V7H136ZM11 7V8H10ZM38 7V8H37ZM63 7V8H64ZM76 7H77V5H76ZM80 7V8H81ZM88 7V6H87ZM92 7V6H91ZM126 7H130L129 9L127 8L126 10H128V11H126L125 10V8ZM40 8V9H39ZM48 8H49V10L50 9H54V10H51L54 14L56 13V15L54 16L53 14V16L51 17V16H49L48 15V13L50 14V11L48 10ZM79 8V7H78ZM78 8H75L74 7V11L76 12V10L75 9H77L78 11L77 12H82L83 10H85L84 9V5H83V9H82V11H81V9H78ZM133 10H132V9ZM139 8V9H138ZM7 9H8V11H7ZM38 9V10H37ZM46 9L48 10L47 12H46ZM87 9H90V7H88ZM4 10H6V11H4ZM138 10V11H137ZM140 10V11H139ZM11 11H13V12H11ZM74 11H72V13L73 14H75V12ZM89 11V10H88ZM87 11V12H88ZM205 11L208 13L209 11V13L210 14H213V13H211V12H213V11H211V10H206L205 9ZM5 12V13H4ZM10 12H11V14H10ZM17 13V15H16V13ZM47 13V15H45L46 13ZM58 12V13H57ZM83 12H86V10L85 11H83ZM82 12V13H83ZM123 12V13H122ZM137 12H139V13H137ZM68 13H69V11H68ZM71 13V12H70ZM208 13V14H209ZM27 14H28V12H27ZM57 14H59V15H57ZM86 14V13H85ZM124 16H123V15ZM127 14V15H126ZM129 14V15H128ZM132 14V15H131ZM209 14V15H210ZM7 15H9L10 17L8 18V16ZM16 15V16H15ZM77 15H78V13H77ZM89 15H90V13H89ZM121 15L124 17H121ZM126 15V16H125ZM130 15H131V17H130ZM183 15V16H182ZM12 16V17H11ZM63 16H65V17H63ZM66 16H67V18H66ZM83 16H84V19H85V21L83 20ZM88 17V18H85V17ZM130 17V18H132L133 20H134V17H135V22H137V20L139 21V22H137V23H139V24H141L140 26H141V28H144L145 29V31H147V32H149L148 30L149 29H154V32H156L155 34H154V32H150L151 34H152V36L153 35H155V37L156 38H151L150 39V45L148 44H146V45H142V43L140 42H138V43H133V42H129V39H131V36H132V32H131V30H136V28L135 27H138V26H136V24L134 23V22H132V21H130V20H126V18L127 17ZM208 16V15H207ZM17 17V18H16ZM29 17H30V15H29ZM64 19H66V20H64ZM69 17V18H68ZM128 17V18H129ZM136 17H137V20H136ZM177 17H178V19H177ZM180 17V18H179ZM262 17V16H261ZM25 20L27 21L28 20V22H30V23H32L31 21H29V18H28V16L26 17L25 16ZM45 18H46V20H45ZM58 18H60V19H58ZM90 18V19H89ZM118 18H119V20H118ZM127 18V19H128ZM62 19V20H61ZM76 19H77V17H76ZM114 19V20H113ZM122 21H121V20ZM123 19H125V21H126V23H131V25L129 24H126L125 22H124V20ZM193 19L194 18H192L191 19V21H193ZM263 20H264V17L262 18ZM261 19V20H262ZM5 20V21H4ZM60 20V21H59ZM79 20H77V21H79ZM88 20V21H87ZM183 20V19H182ZM181 20V22L180 23H183V21ZM208 20H210V18L208 19ZM9 22V23H7V22ZM18 21V20H17ZM20 21V20H19ZM18 21V22H19ZM24 21V20H23ZM65 21V24H66V22H67V25H65L64 26V24L62 23V22H64ZM92 21V20H91ZM118 21H119V23H118ZM212 21H213V19H212ZM16 22V21H15ZM20 22H22V20L20 21ZM39 23V25L41 24H43L44 25V22H42V23ZM60 24H59V23ZM6 23V24H5ZM38 23H36L37 25H38ZM81 23V24H80ZM132 23H134L133 25L134 26H132ZM178 23V24H177ZM209 24H207V25H210L211 24V22L209 21L208 22ZM264 23V22H263ZM5 24V25H4ZM57 24H59V25H57ZM69 24H70V26H69ZM73 24V25H72ZM138 24V25H139ZM177 24V25H176ZM260 24H261V22H260ZM5 26V28L3 29V27ZM60 25H62L63 26V28H62V26H60ZM72 25V26H71ZM128 25V26H127ZM69 27V30L70 31H72L73 33L72 34H70L71 32L68 30V27ZM76 26V27H75ZM78 26V27H77ZM79 26H81V27H79ZM114 26H118L117 28L116 27H114ZM132 26V27H131ZM177 26H179V28L177 27ZM43 27V26H42ZM42 27H41V30H43L42 29ZM71 27V28H70ZM83 27V28H84ZM120 27V28H119ZM128 27V28H127ZM263 27V26H262ZM80 28V29H79ZM115 28V29H114ZM133 28V29H132ZM140 28V29H141ZM7 29V28H6ZM5 29V30H6ZM72 29V30H71ZM74 29H76V31L74 30ZM114 30V31H111V30ZM121 29H123L122 31H121ZM188 29V30H187ZM8 30V29H7ZM6 30V31H7ZM74 30V31H73ZM78 30V31H77ZM82 30H84V29H82ZM89 30V29H88ZM92 30V29H91ZM8 31H10V30H8ZM8 31L6 32V33H8ZM63 31V32H64ZM79 31H81V32H79ZM108 31V32H107ZM77 32V33H76ZM5 33V32H4ZM10 33V32H9ZM109 33V34H108ZM112 33V34H111ZM188 33V34H187ZM11 34V33H10ZM67 34H70L71 36H69V35H67ZM107 34V35H106ZM157 34V35H156ZM187 34V35H186ZM63 35V34H62ZM110 35H111V37H110ZM125 35V36H124ZM43 36H45V34L43 35ZM64 36V35H63ZM69 36V37H68ZM80 36V37H79ZM83 36V37H82ZM91 38H89V37ZM106 36V38L104 39V37ZM107 36H109V38L107 37ZM124 36V37H123ZM161 36V38H159ZM0 37H1V35H0ZM77 37V38H76ZM89 39H88V38ZM208 36H206V38H207ZM32 40H31V39ZM79 38V39H78ZM85 38V39H84ZM84 41H83V40ZM3 40V39H2ZM5 40H6V37L4 38V41L3 42H5ZM6 40V41H7ZM65 40V39H64ZM70 40H71V38H70ZM0 41H1V38H0ZM16 41H17V43H16ZM91 41H93V40H91ZM102 41H103V43H102ZM106 41V44H104V42ZM2 42V43H3ZM102 44H101V43ZM24 43V44H23ZM76 43H78V42H76ZM100 43V44H99ZM256 43V42H255ZM7 44V46H8V43H6ZM11 44V43H10ZM26 44H28L29 45V47L26 45ZM92 44V43H91ZM101 45L100 47H96L97 45ZM18 45V46H17ZM20 45V46H19ZM25 45V46H24ZM98 45V46H99ZM103 45H105V46H103ZM256 45H257V43H256ZM258 45H259V42H258ZM22 46H23V48H22ZM27 46V47H26ZM40 47V49H38V47ZM54 46V47H55ZM236 46H238V45H236ZM25 47H26V49H27V54H25V52H26V49H25ZM63 47H64V50H63ZM89 49H88V48ZM102 47V48H101ZM106 47V48H105ZM108 47V48H107ZM264 47V46H263ZM263 47H262V49H263ZM18 48V49H17ZM30 48H32L31 49V51H30ZM36 48V49H35ZM68 48V49H67ZM70 48L73 50V51H71L70 50ZM75 48H76V50L78 49L79 50V52L78 51H76L75 50ZM101 48V49H100ZM103 48H105L106 50H104ZM12 49V48H11ZM67 49V50H66ZM93 49V50H92ZM106 51L107 53H105V55H107L108 54V56L106 57L105 55H104V51ZM257 49H255V50H257ZM25 50V51H24ZM62 50L63 51H67V53L68 54H66V52H64V54L67 56H61V55H64L63 54V52H62ZM93 52H92V51ZM95 50V51H94ZM185 50L188 52V54H186L185 53ZM17 51V52H16ZM39 51V52H42L43 51V54H42V56H44V58H45V56H47V58H50V60H47V61H49L48 62V64L50 63V65L52 64V62L51 61H53V66L51 65H49V68L48 67H45V66H48L47 64L45 65L44 64V62H41L40 61V59L39 58H42L41 56L39 57V55H38V57H36L37 56V54H39V52L37 53V52ZM82 51V52H81ZM31 54H30V53ZM71 52H72V55H70L71 54ZM75 52H77V53H75ZM244 52V51H243ZM247 52V51H246ZM245 52V53H246ZM255 52H256V54H255ZM1 53V52H0ZM17 53H19V55H17ZM21 53V54H20ZM36 53V54H35ZM74 53H75V55H74ZM80 53V54H79ZM84 53H86V55L84 54ZM101 53V54H100ZM6 54H11V51H7L6 52ZM12 54V55H13ZM82 54V55H81ZM103 54V55H102ZM1 55V54H0ZM77 55V56H76ZM83 55H85L84 57H83ZM102 55V56H101ZM245 54L243 53V56H244ZM15 56H13V57H15ZM72 56V57H71ZM96 56V58H97V56L98 57H101V58H97V62H103V60H104V62H106L107 64H105V66L107 67V69H105L106 67L105 66H103V67H105L104 68V71H102L101 69L103 68L102 67V65H101V63L98 65V64H96V63H94L95 61H96V59L94 58ZM236 56V57H235ZM1 57V56H0ZM9 57V56H8ZM12 57V56H11ZM28 57V58H27ZM31 57V58H30ZM34 57H36V59L34 58ZM59 57H61V58H59ZM75 57V58H74ZM80 57V58H79ZM103 57V58H102ZM191 57V58H190ZM212 57H218V59L216 60H214V58H213V60H212ZM245 57V56H244ZM34 58V59H33ZM69 58V59H68ZM92 58H93V60H95V61H93L92 60ZM132 59V64H131V62L129 63V59ZM185 59V60H181V59ZM246 58V57H245ZM25 59H27V60H25ZM46 59V58H45ZM45 59H43V61L45 60ZM64 59V60H63ZM65 59H66V61H65ZM179 59H180V61H181V63L183 62V61H185V62H183L182 64L185 66V67H183L182 65V67L185 69V68H189V69H193V71H194V74H196V73H198L199 74V76H200V78L198 77H194V78H196V79H194L193 81L192 80H190L191 82H190V84H187L186 86H185V88L183 87V86H180V83H181V79L179 80V76L181 77V75L180 74H182L183 75V73H181V68L182 67H180V68H178V65H179V63H180V61H179ZM61 60V61H60ZM239 60V59H238ZM241 60V59H240ZM254 60V62L253 63H256L255 65H253L252 64V62H251V64H248L250 61H253ZM258 60V61H257ZM1 61H3V62H1ZM21 61V62H20ZM24 61H25V63H24ZM36 61V62H35ZM40 61V62H39ZM46 61V60H45ZM47 61L45 62V63H47ZM83 61H85V62H83ZM189 61V62H188ZM256 61V62H255ZM242 62V61H241ZM263 62V65L261 66L262 68H263V70H259V68L260 67H258L259 66V64L260 63H262ZM3 63V64H2ZM37 63H39V64H37ZM54 63L56 64L55 65V67H54ZM59 63H61V65L59 64ZM189 63H191V67H189ZM259 63V64H258ZM10 64V65H11ZM16 64V65H15ZM58 64V65H57ZM103 65H104V63H102ZM186 64V65H185ZM233 64V66L231 67V65ZM245 64H246V66H245ZM257 64H258V66H257ZM5 67H4V66ZM15 65V66H14ZM36 65V66H35ZM45 65V66H44ZM100 65H101V67H100ZM193 65V66H192ZM236 65V66H235ZM3 66V67H2ZM14 66V67H13ZM21 66V67H20ZM23 66V67H22ZM25 66V67H24ZM44 66V67H43ZM235 66V67H234ZM244 66H245V68H244ZM256 66V67H255ZM6 67H8V68H6ZM13 67V68H12ZM28 69H27V68ZM31 67V68H30ZM51 67V68H50ZM59 67V68H58ZM64 67H65V69H64ZM193 67V68H192ZM253 67V73H254V69H255V71H260V72H256L257 73V75H256V77H255V84L253 83V86H249L247 83L249 82V81H247L248 79L246 78L247 77V75L249 74V77H250V72L252 73V70H250V72H248V70H249V68H252ZM255 67V68H254ZM258 67V68H257ZM4 68V69H3ZM36 68V69H35ZM47 68V69H46ZM177 68H178V70H177ZM182 68V69H183ZM246 68H248L247 70H246ZM257 68V69H256ZM27 69V70H26ZM46 69V70H45ZM53 69V70H52ZM82 69H83V71H82ZM87 70V73H85L86 72V70ZM132 69V70H131ZM133 69H135V71H137L138 69H140L139 71L141 72V70L143 71L144 70V72L145 73H142L143 75V77L142 78H145L144 80L147 82L148 81V83L149 84H147V86L148 85H152L151 87V89H149L148 90V88H146L148 91H152V92H154V90H153V85L154 86H156L157 87V89H159V92H158V90H156V88H155V90H156V92H154L155 93V95H153V98H151V100H149L148 99V97H142V96H140V95H138V96H136V94L135 95H133V94H129V92H130V90L133 88H131L130 89V87L129 88H127V87H125L126 88V91H128V89H130L129 90V92H128V94H127V92L125 93L123 90V93H122V91H121V93H118L119 92V90L118 89H124V86H119V81L121 80L120 78H123V77H125V78H130V79H132L131 81L129 80V83L131 82V83H134V85L136 84L137 85V82H136V80L135 79H133V78H135V76H133L132 75V71H133ZM233 70V72H232V70ZM3 70V71H2ZM23 73H21L20 71ZM47 70L49 71L50 70V72H48L47 73ZM55 70V71H54ZM60 70V71H59ZM65 70V71H64ZM107 72H106V71ZM129 70H131V72L129 71ZM180 70V72H178ZM245 70V71H244ZM4 71H6L5 73H4ZM26 71V72H25ZM32 71H33V73H32ZM74 71V72H73ZM79 71V72H78ZM91 71V72H90ZM135 71H134V74H135ZM186 71V70H185ZM185 71H184V73H185ZM188 71V70H187ZM13 72V73H12ZM30 72V73H29ZM60 72V73H59ZM93 72V73H92ZM109 72V73H108ZM130 72V73H129ZM138 72V71H137ZM137 72H136V74H137ZM183 72V71H182ZM245 72H246V77H245V79H247L246 80V84H245V79L244 80H241V82L244 84V85H242V86H240V88L242 89V87H243V89L241 90H239L238 89V91H241V93L240 92H238V94H237V101H236V99L234 100H232L231 99V101L233 102V103H231V101H230V103L231 104H233V106H236L234 109H231V108H229V109H231V110H235L233 113L231 112V110H229L231 113H232V115H231V113H230V115H231V117H227L229 114V111H228V113L227 112H225L224 111V113H227L226 115V117L222 114L221 116H224V118H222V117H217L216 116V114H215V116H214V114L213 115H211V113H212V111H211V107L210 106H212V105H214L215 103L217 104H220L221 103V100H222V103H223V100H224V102L226 101L224 98L222 99L221 97V95H223L224 96V92H222L223 91V89L225 88L226 89V87H225V83H226V80H229L230 78L231 79H235L236 81H238V80H240L241 78H242V74L244 75L245 74ZM247 72H248V74H247ZM7 73V75H5L4 76V74H6ZM18 73H20V76H19V74ZM40 73V74H39ZM72 73H74V74H72ZM84 74V75H81V74ZM94 73H96L98 76H100L99 78H97V79H100V81H97V79H95V76H97L96 74L94 75ZM101 73L102 74H105V75H101ZM108 73V74H107ZM126 73H128V74H126ZM206 73H208V74H210L209 76H211L212 77V79L214 78V79H216L215 81H216V83H217V86L215 87L214 85L215 84H212L213 85V89H211V87H208V89L210 88L211 90H213V91H208V89L206 88V86H207V84L209 83L208 81H212V80H208V81H206L207 83H205L206 85H205V88H204V86H203V84H201V83H204L203 82V80L204 79H202V82H201V78H205L204 76H206ZM3 74V75H2ZM8 74H9V76H10V78L8 77ZM18 74V76H16ZM21 74H22V77H21ZM25 74H27V75H25ZM37 74H39V75H37ZM129 74H131V76H132V78L130 77V75ZM179 74V75H178ZM193 74V75H194ZM205 74V75H204ZM13 75H14V78H13ZM32 75H34V76H32ZM36 75V76H35ZM77 75V76H76ZM80 77H79V76ZM86 75V76H85ZM90 75H94L93 77L92 76H90ZM124 75V76H123ZM204 75V76H203ZM42 76V77H43ZM55 76V75H54ZM54 76L52 77L53 79H54ZM75 76V77H74ZM82 76V77H81ZM83 76H85V77H83ZM87 76H88V78H87ZM101 76H102V78H101ZM112 78H111V77ZM185 75H183L182 77H184ZM208 76V77H209ZM6 77H8L9 78V83H6ZM20 77V78H19ZM56 77V78H57ZM110 77V78H109ZM241 77V78H240ZM2 78V79H1ZM4 78H6V79H4ZM35 78V79H36ZM39 78H41V77H39ZM46 78V77H45ZM105 79V81H104V79ZM240 78V79H239ZM11 79V80H12ZM24 79H22V81L24 80ZM33 79V78H32ZM47 79V78H46ZM63 79V78H62ZM84 79H86V81H84ZM91 79V80H90ZM108 79H110L109 80V84H108V86H110V84H111V87H109L108 89H107V87H106V81H108ZM124 79V78H123ZM183 79V78H182ZM207 79H211V78H207ZM213 79V80H214ZM230 79V80H231ZM15 79L14 80H12L13 82H15L16 81ZM49 80V79H48ZM112 80V81H111ZM125 80V79H124ZM133 80H134V82H133ZM184 80H186V79H184ZM229 80V81H230ZM1 81H3L4 82V84L5 85H2L3 83L1 82ZM21 81V82H22ZM26 81V80H25ZM31 81H35V80H31ZM30 80H29V82H31ZM37 81V80H36ZM35 81V82H36ZM61 81V80H60ZM64 81V80H63ZM79 81V82H78ZM113 82V83H111V82ZM179 81H180V83H179ZM215 81H214V83H215ZM233 81V80H232ZM232 81L230 82V83H232ZM17 82V81H16ZM19 82H20V80H19ZM28 82V81H27ZM35 82H32V83H35ZM67 82V81H66ZM101 82V83H100ZM121 83H124V82H122V81H120ZM126 82H127V80H126ZM124 83L125 84V86H128L129 84H127V83ZM146 82H143V83H146ZM213 82V81H212ZM211 82V83H212ZM228 82V81H227ZM235 82V81H234ZM240 82V83H241ZM2 83V84H1ZM22 83H24L25 84V82H22ZM22 83H20V85H18V86H20V88L22 87L21 86V84ZM62 83H65V82H62ZM73 83V82H72ZM77 83V84H76ZM79 83V84H78ZM105 83V84H104ZM120 83V84H121ZM230 83H229V85H230ZM241 83V84H242ZM31 84V83H30ZM98 84V85H97ZM101 84V85H100ZM105 86H104V85ZM124 84H122V85H124ZM235 85H236V82L234 83ZM238 85H241V84H239V83H237ZM15 85V83L13 84V86ZM23 85V84H22ZM81 85V86H80ZM96 85V86H95ZM133 85V84H132ZM133 85V86H134ZM136 85L134 86V87H136ZM139 85V84H138ZM137 85V87H140V86H138ZM142 85V84H141ZM145 85V84H144ZM200 85H202V88H200L199 86ZM209 85V84H208ZM232 85V84H231ZM230 85V86H231ZM237 85V86H238ZM16 86V85H15ZM17 86V87H18ZM98 86V87H97ZM102 86H104V87H106V89L104 90L103 88H102ZM143 86V85H142ZM146 86V87H147ZM226 86H228V84L226 85ZM245 86H246V88H245ZM247 86H249L250 87V90L248 91L249 92V96H251L252 95V97L250 98V97H247L246 96V93H242V92H244L245 91V89L247 90ZM75 87V88H74ZM95 87H97V88H95ZM143 87H145V86H143ZM150 87V86H149ZM249 87H248V89H249ZM9 88H10V90H9ZM7 90L10 92L11 90V93H13L14 92V89H12V86L11 87H9ZM23 88H24V86H23ZM83 88V89H82ZM100 88V89H99ZM118 88V89H117ZM200 88V89H199ZM204 88V89H203ZM229 88V87H228ZM228 88H227V90H228ZM238 88H239V86H238ZM245 88V89H244ZM2 89L0 90V91H2ZM62 89V88H61ZM59 90L60 92H62V90ZM64 89H65V87H64ZM64 89H63V92H64ZM74 89H75V91H74ZM135 89V88H134ZM139 89V88H138ZM202 89V90H201ZM207 89V90H206ZM216 89V90H215ZM16 90V89H15ZM133 90V89H132ZM136 90H137V88H136ZM204 90V91H203ZM209 93H206V91ZM118 91V92H117ZM135 91V90H134ZM220 91L222 92L221 94H220V98H221V100L220 101H216L217 99L219 100L220 98H218L219 97V94L217 95V97H216V99H215V97L214 98H212L213 96H214V94L216 93V92H219L220 93ZM229 91V90H228ZM228 91H226V92H228ZM5 92V91H4ZM7 93V94H2L1 95V93H0V107H1V110H0V112H1V114H0V131L1 130H3L2 132L4 133V130H6L5 131V133L8 131V133L10 132V133H12L13 132V128L16 126L17 127V125H18V123L20 124V120H18V118L20 117V116H18V118H17V120H15L14 119V121H13V118L12 117H15L12 113H9L8 111H9V106H11V108L12 107H19L20 108V106L22 107V105L20 104L19 105V102H17V97H16V95L15 96H12V99H9V98H11V96H10V93ZM16 92V91H15ZM14 92V93H15ZM72 92V93H73ZM85 92V93H84ZM87 92V93H86ZM158 92V93H157ZM210 92H211V94H210ZM215 92V93H214ZM225 92V93H226ZM246 92V91H245ZM251 92V93H250ZM13 93V94H14ZM31 93V92H30ZM29 93V94H30ZM69 94L70 95V93H68V92H66L65 91V94ZM71 93V94H72ZM125 93V94H124ZM240 93V94H239ZM9 94V98L6 96V95H8ZM16 94V93H15ZM24 94V93H23ZM23 94H22V97H24L23 96ZM59 94V96H64V93H58L57 92V95ZM60 94H62V95H60ZM66 94V95H67ZM117 94H119L118 96H120V97H117ZM124 94V96L123 97H125V98H123L121 95H123ZM227 94V93H226ZM245 94V95H244ZM90 95V96H89ZM93 95V96H92ZM129 95H132V96H129ZM239 95V96H238ZM4 96V97H3ZM28 96V95H27ZM63 96H62V98H63ZM92 96V97H91ZM128 96V97H127ZM135 96V97H134ZM155 96V97H154ZM226 96H228V95H225V98H226ZM246 96V97H245ZM8 98V99H6L5 100V98ZM14 97L16 98V99H14ZM29 97H31V96H28V98ZM64 97H67V96H64ZM88 97V98H87ZM95 97V98H94ZM121 98V99H120ZM134 98H138V99H135L134 100ZM166 98V99H165ZM4 101H3V100ZM24 99V98H23ZM30 99V98H29ZM65 99V98H64ZM122 101V99H123V103L122 102H120V100ZM133 99V101H134V103L132 104L131 102V100ZM165 99V100H164ZM213 99H215V100H213ZM227 100H229L228 98H226ZM249 99H251V100H249ZM9 100V102L8 103H10L11 102V105L9 104H7L6 106L4 105L5 103V101L7 102ZM10 100H13V101H10ZM15 100V101H14ZM19 100V99H18ZM63 100V99H62ZM116 100H119V101H116ZM143 100V101H142ZM148 100V101H147ZM245 100H248V102L247 103H249V101L252 103V105H254V106H252L251 107V103H249V105L247 106L246 105V101ZM3 101V102H2ZM23 101V100H22ZM59 101V100H58ZM131 101V102H130ZM139 101H141V102H143L142 104H141V102H140V104L138 103ZM215 101V103L214 104H209L210 102L211 103H213V102ZM12 102H14V104H12ZM15 102H17V103H15ZM62 102H65V101H62ZM118 102H120V103H118ZM129 102L131 103L130 105H125V103L127 104H129ZM220 102V103H219ZM227 102V101H226ZM20 103H21V99H20ZM61 102H59V104H60ZM116 105H115V104ZM17 104H18V106H17ZM56 104H58V103H56ZM56 104H52V105H56ZM118 104H120L121 105V109H120V112H118L119 111V108H120V105L117 107V105ZM124 104V105H123ZM137 104V105H136ZM146 104V103H145ZM218 104H217V106H218ZM15 105V106H14ZM52 105H50V106H52ZM114 105H115V107H114ZM132 105H134V106H132ZM136 105V106H135ZM206 105H207V108L208 107H210L211 109H209V111L210 112H206L207 111V108H206ZM111 106H113V107H110ZM122 106H123V108H122ZM129 106V107H128ZM132 106V109H130V107ZM216 106V105H215ZM217 106L216 107H214V108H216V110H219V109H217ZM6 107V108H5ZM53 107V106H52ZM107 107V108H106ZM254 107V108H253ZM3 108H5V111H4V109ZM10 108V109H11ZM14 108V109H15ZM16 108V109H17ZM18 108V109H19ZM114 108V109H113ZM115 108H117L116 110H115ZM3 109V110H2ZM13 109V110H14ZM53 109H55L54 107H53ZM107 109V110H106ZM108 109H111V110H108ZM123 109V110H122ZM130 109V110H129ZM6 110H7V112H6ZM21 110V109H20ZM56 110V109H55ZM212 110H215V109H212ZM14 111H16V110H14ZM18 111V110H17ZM16 111V112H17ZM107 111V112H106ZM108 111H110V112H108ZM116 111V112H115ZM221 111V110H220ZM240 111V112H239ZM111 112H113L112 114H111ZM127 112V113H126ZM214 112V111H213ZM223 112V111H222ZM22 113V112H21ZM20 112H19V115L21 114ZM109 113V114H108ZM122 113V114H123ZM3 114H5V115H3ZM9 115V116H8ZM4 116H7V117H10V118H12V119H10V121L12 120L14 123H12L11 124V122L10 123H8L9 122V120H6V119H8V118H4ZM12 116V117H11ZM16 116H17V114H16ZM3 119V121L4 122H6L5 124L4 123H2V119ZM6 121H5V120ZM21 119V118H20ZM82 119V118H81ZM22 120V119H21ZM68 123H67V122ZM65 121V124H63L64 123V120L62 121V127H63V129H65V127L67 128V130L68 129H70V128H72V126H73V124L75 123V120H73L72 121V119H69V120H66ZM17 124H16V123ZM2 124H4L3 126H2ZM16 124V125H15ZM69 124V125H68ZM12 125V126H11ZM65 125V126H64ZM68 125V126H67ZM11 126V127H10ZM3 127L5 128V129H3ZM15 127V128H16ZM2 128V129H1ZM15 128H14V130H15ZM178 128H180V129H178ZM256 129V131H255V134H258L259 133V131H258V128H255ZM2 132L0 133V134H2ZM26 132V133H25ZM29 131H28V129L25 131L24 130V134H27ZM168 132V133H167ZM257 132V133H256ZM166 133L168 134V135H166ZM29 134V133H28ZM27 134V135H28ZM186 135V136H185ZM169 136V138H171V139H169V141H167V138L166 137H168ZM183 136V137H182ZM119 137V136H118ZM165 139H164V138ZM182 137V138H181ZM187 137V138H186ZM44 138V137H43ZM228 138H232V139H230V143H229V141H228ZM118 142H117V141ZM231 140H233V141H231ZM0 141H2L1 140V135H0ZM116 141V142H115ZM173 143H171V142ZM115 142V144L116 145H113V143ZM1 144V143H0ZM2 144H3V141H2ZM0 145V147H3L4 145ZM71 146H73V143L71 144ZM195 147V148H194ZM197 150V149H196ZM199 150V151H200ZM199 153H198V155H199ZM224 154V155H223ZM77 155V153L76 152H74V157ZM101 155V156H102ZM191 155V156H190ZM201 155V154H200ZM202 155V156H203ZM100 156V157H101ZM193 156V157H192ZM195 156V157H194ZM226 156V157H225ZM199 157H201V156H199ZM122 158V159H121ZM196 158V159H195ZM217 158V159H216ZM221 158H220V160H221ZM48 159V158H47ZM45 159V161H50V159ZM118 159V160H117ZM200 159V158H199ZM106 160H108L107 162L108 163H111V164H107V162H106ZM191 160V162H189V161ZM195 160V161H194ZM198 160V161H197ZM203 160V158L201 159V161ZM111 161V162H110ZM194 161V162H193ZM227 161V162H226ZM114 162V163H113ZM132 162V163H131ZM135 162V164H133ZM200 162V161H199ZM203 162V161H202ZM202 162H200L201 164H203ZM207 162V163H208ZM128 163V164H127ZM131 163V164H130ZM205 163V162H204ZM233 163V164H232ZM238 163V164H237ZM116 164V165H115ZM119 164V163H118ZM195 164V163H194ZM209 164V163H208ZM210 164H211V162H210ZM110 165V166H109ZM112 165V166H111ZM187 165V166H186ZM189 165V166H188ZM192 165H193V167H192ZM206 165V164H205ZM103 166H102V168H103ZM126 166V167H125ZM184 168H183V167ZM202 166H204V165H201V167ZM213 165L211 164V167H210V169L212 168H216L215 167V165L212 167ZM86 167V168H87ZM105 167V168H106ZM115 167V168H116ZM196 167V168H197ZM207 167V165L204 167V168H206ZM209 167V166H208ZM99 168V167H98ZM101 168V167H100ZM101 168V170H103ZM105 168H104V170H105ZM181 168V169H180ZM91 169H93V171L91 170ZM211 169V170H212ZM101 170H100V172H101ZM103 170V171H104ZM111 170H113V169H110V171ZM115 170V169H114ZM117 170H118V168H117ZM120 170H121V167H120ZM124 170V169H123ZM126 170H129V169H126ZM189 170V169H188ZM200 170H204V169H200L199 168V171ZM119 171V170H118ZM151 171H154V173H152ZM205 171V170H204ZM203 171V172H204ZM114 172V173H113ZM112 173L115 175L116 173L115 172H117V171H113ZM155 172H156V174H155ZM159 172V173H158ZM175 172V173H174ZM263 172V171H262ZM262 172H260V173H262ZM158 173V174H157ZM199 173V172H198ZM205 173V172H204ZM246 173V174H245ZM112 174V175H113ZM155 174V175H154ZM164 174V175H163ZM91 175H93L92 176V178H91ZM157 175H159L158 177H157ZM200 175H204V174H200ZM263 175V174H262ZM164 176V177H163ZM174 176H175V179H174ZM177 176V177H176ZM264 176V175H263ZM135 180H134V179ZM153 178V180L155 179V181H153V180H151ZM59 178H55V179H51L50 181H48V182H46V183H44L43 185H41V186H32V187H29V190H30V188L32 189L33 188V190H30V191H32V192H30L31 194H29V195H31V197H33L32 199H31V197L29 196V195H27V193L24 191V192H21L20 193V189H16V191H19V194H17L16 192H15V190H10V193L11 192H14L15 193V195L16 196H18V197H15V195H14V193L12 194V196L14 195V197H11V194L9 193V195H7L6 197H8L9 196V199L7 200L6 199V201L4 200V198H1V200H0V203L1 202H9V203H7L8 205H6V206H3L2 208L4 209V211H5V213L6 214H4V213H1L0 214V217H1V220L3 221H1L0 220V238H1V241H0V249H2V247H3V249L2 250H4L5 251V249H6V251H5V255H4V252L2 251V250H0V264H12L13 263V260H15L14 261V263L13 264H27L28 262H30V261H32V259L33 260H35V261H32V262H30V263H35V264H37V263H41V264H61V263H63L64 261H65V259H62V256H63V258L65 257V255H66V258L67 259H69V257H71V258H73L72 256H74L75 257V254H77L78 252H77V250L75 251L74 250V248H76V249H78L79 250V252H80V247L83 249V248H85V251H86V248H88V250H89V245L91 246L92 245V240H90V238H91V236L89 235H86V237H85V233H83L82 232V226L84 227L85 225H82L81 223H78L77 221H78V219H79V217H80V219H79V222H82V221H80L81 220V216H82V211L80 212L79 211V207H78V205H80V203L78 202V197L80 198V196L81 195H83V193L85 194V192H87V193H92L91 192V190L92 189H94L93 187H91V189L90 188H88V189H84L83 191L84 192H82V194H78V195H80V196H73V197H71V199L70 198H64V194H62L63 192H58L57 194H55V193H53V192H51V182H53V181H56V180H58ZM112 179V178H111ZM231 179V180H230ZM232 179H233V181L234 182H232ZM114 180V179H113ZM132 180V181H131ZM150 180H151V182H150ZM172 180H173V183H172ZM255 180V179H254ZM131 181V182H130ZM135 181V182H134ZM142 181H144V182H142ZM150 182V184L149 185H147V182ZM153 181V182H152ZM171 181V182H170ZM212 181H214V180H212ZM211 181V183H213ZM148 182V183H149ZM126 183V182H125ZM191 183V189H190V193L193 195L192 196V198L193 199H191L192 200V202L194 201V207L195 206H197V203H196V199H197V196L198 195H200V194H205L206 193V190H207V186H208V181L205 179V177L204 178H202V177H194L193 178V181L192 182H190ZM208 183V184H207ZM214 184V183H213ZM126 185V184H125ZM128 185V186H129ZM145 185V186H144ZM147 185V186H146ZM231 185V186H230ZM87 186H86V188H87ZM90 186H91V184H90ZM89 186V187H90ZM107 186V187H106ZM152 186H153V189H152ZM27 187V186H26ZM26 187H24V189L26 188ZM237 187V188H236ZM244 187V188H243ZM111 188V189H110ZM132 188V189H133ZM150 188V189H149ZM172 188V187H171ZM247 188H246V190L245 191H247ZM27 189V188H26ZM90 189V190H89ZM126 189V188H125ZM130 189V188H129ZM148 189V190H147ZM235 189H234V192H236L235 191ZM128 190V189H127ZM126 190V191H127ZM21 191H22V189H21ZM47 191H49V192H47ZM88 191H90V192H88ZM93 191V190H92ZM40 192V193H39ZM43 192V193H42ZM142 192V193H143ZM237 192H238V190H237ZM240 192L239 193H234V195L236 194V196L238 197V195H239V197L241 196L240 195ZM29 193V192H28ZM52 193V194H51ZM21 194V195H20ZM38 197V200H39V204H38V200H36V197ZM144 195V196H145ZM233 195V194H232ZM0 196H2L1 194H0ZM201 196V195H200ZM204 196V195H203ZM236 196H234L236 199H238ZM5 197V198H6ZM41 197V198H40ZM47 198V199H45L44 200V198ZM82 197V196H81ZM204 197H206V195L204 196ZM30 198V199H29ZM55 199V200H51V199ZM73 198V199H72ZM84 198V197H83ZM83 198H81V199H83ZM29 199V200H28ZM57 199H58V201H57ZM78 199V200H77ZM80 199V200H81ZM242 199V198H241ZM10 200V201H9ZM26 200V201H25ZM31 200H32V203H31ZM40 200H42L41 202H43V201H45V202H47V204L48 203H50V206L49 207H51L52 206V202H53V206H52V212H53V214H54V216L56 217V218H59V220L61 219L60 218V216H62L64 213H65V217L67 216V214H66V211L68 210H70L71 211V214L72 213H74L73 215H74V217H72L73 215H71L70 214V212H68V214H69V218H67V220L68 219H70L71 220V217L73 218V220L74 219H76L77 221V223L76 222H74L73 220H71L72 222H74V223H71V221L69 222V221H67L66 220V223H65V226L62 224V226L60 227H58L57 229L60 231V233H59V231L56 229V227L57 226H55V224H54V221H56L55 219H54V217H53V224H54V227L55 228H51V226H52V224H50L49 225V227L47 226V228H48V230H41V231H43V232H45V233H49V235H50V232H52V229H55L54 231L55 232H53L52 234H54L55 235V237H53L52 236V238L54 239L53 241H54V244H55V247H56V250H55V252L53 253V255L52 254H50V252H49V254L51 255V259L49 258V256L50 255H48V256H45L46 255V252L44 253V251H45V249H44V247L46 246V244L44 243V246L42 245V243L40 244L39 242H37L35 239L36 238H34L35 236L37 237V235H34V237L32 236V230H33V228L31 227H29V226H27L29 223L25 220L28 216H26L25 217V213H23V212H21V210L23 209V207H26L25 209H27L28 207L30 208V209H32V213L33 212H35L34 210L37 208V206H39V205H41L42 203L40 202ZM47 200V201H46ZM77 200V201H76ZM79 200V201H80ZM191 200H190V202H191ZM28 201V205H31V206H28L27 204H26V202ZM34 201V202H33ZM36 201V202H35ZM54 201H55V203H54ZM57 201V202H56ZM237 201V200H236ZM11 202V203H10ZM14 202V203H13ZM44 202V203H45ZM78 203L77 205L75 204V203ZM191 202V203H192ZM35 203H36V205H35ZM41 203V204H40ZM58 203V204H57ZM71 204V206H70V204ZM2 204V203H1ZM0 204V205H1ZM4 204V203H3ZM13 204V205H12ZM19 204V205H18ZM25 204V205H24ZM33 204V205H32ZM18 205V206H17ZM22 205H23V207H22ZM28 207H27V206ZM36 206V208H35V206ZM45 205H46V203H45ZM49 205V204H48ZM48 205H46V206H48ZM10 206H12L11 208H10ZM17 206V207H16ZM21 206V207H20ZM46 206H45V208H46ZM66 208H65V207ZM67 206H68V208H67ZM75 206V207H74ZM78 207V209H77V207ZM201 206H202V204H199L198 205V207H200V209H201ZM7 207H9V208H7ZM49 207H47V210L49 209ZM70 207V208H69ZM72 207V208H71ZM81 207V206H80ZM14 208H18V209H15L14 210ZM28 208V209H29ZM34 208V209H33ZM40 208H42V209H40ZM40 208H37L38 210L40 209V210H44L43 209V204H42V207H40ZM76 208V209H75ZM0 209H1V206H0ZM28 209H27V211H28ZM36 209V210H37ZM56 209V210H55ZM73 209H75V211L73 210ZM24 210V209H23ZM22 210V211H23ZM82 210V209H81ZM1 211H3V210H1ZM3 211V212H4ZM12 211H14V212H12ZM25 211V210H24ZM27 211H25V212H27ZM42 211H41V213H42ZM46 210H44L43 211V213L45 212ZM49 211H50V209H49ZM65 211V212H64ZM9 212V213H8ZM17 214H16V213ZM18 212H19V214H18ZM37 212V211H36ZM35 212V213H36ZM62 212H64L63 214H62ZM77 212V213H76ZM79 212H80V214H79ZM13 213V214H12ZM35 213H33L34 215H35ZM40 212H38V213H36V214H38V216L39 215H41V213L39 214ZM46 213H48V211L46 212ZM61 213V214H60ZM28 214H29V211H28ZM27 213H26V215H28ZM7 215H8V217H7ZM43 215V214H42ZM49 215V214H48ZM50 215H51V213H50ZM37 215H35V217H38ZM79 216V217H78ZM23 217H25V218H23ZM30 217L32 218V216L30 215ZM40 217H42V216H39L38 218H40ZM78 217V218H77ZM47 218H49L48 220H50L51 219V217L50 216H48ZM62 218L63 219H66V218H64L63 216H62ZM83 218V217H82ZM34 219V218H33ZM37 218H35V220H36ZM62 219V220H63ZM42 220V219H41ZM58 220V219H57ZM58 220V221H59ZM24 221H26V222H24ZM37 221V223H36V225L35 226H37L38 224H39V221H38V219L36 220ZM44 220H42V222H43ZM51 221H52V219H51ZM57 221V222H58ZM69 222V223H68ZM31 223H32V221H31ZM30 223V224H31ZM34 223V222H33ZM59 223L61 224V223H63L62 221L60 222L59 221ZM59 223H58V225H59ZM196 224H194L193 225V228H192V230H191V232H188V234L186 233V236L187 235H190L189 237H192V235H194L193 236V238H195L194 239V241L196 242H191V241H189L188 240V242H187V247L188 248H190V249H192V251L190 252V255H189V252H184V256H187L188 257V255H189V257L190 258H193L194 257V253L193 252H195L196 253V256H198V253L197 252H199L200 250H201V247H200V250H199V246L198 245H200V243L202 242L201 240L202 239H204V235L202 234V231H203V227H201V228H199L197 231L195 230V231H193V229L194 228H196L198 225H197V222H195ZM27 224V225H26ZM35 224V223H34ZM42 224V223H41ZM74 224V225H73ZM42 225H44V224H42ZM82 225V226H81ZM33 226V225H32ZM40 226V228H38ZM38 227H35L36 229H34L33 230V232L35 233V234H38V237L40 236L39 234H41L42 236H40L41 238L42 237H46V236H48L47 234L45 235V234H42L41 233V231H40V229H41V225H39ZM64 226V227H63ZM70 226H72V227H70ZM53 227V226H52ZM63 227V228H62ZM70 227V228H69ZM43 228H44V226H43ZM42 228V229H43ZM72 228V229H71ZM32 229V230H31ZM38 229H39V231H38ZM83 229H85V228H83ZM29 230V231H28ZM51 230V231H50ZM62 230V231H61ZM31 231V232H30ZM35 231H38L39 233H36ZM57 231V232H56ZM84 231V230H83ZM85 231H87L86 233H88V230H87V227H86V229H85ZM84 231V232H85ZM90 231V230H89ZM30 232V233H29ZM91 233L90 234H92V231H90ZM195 232V233H194ZM197 232V233H196ZM77 233V234H76ZM79 233H80V235H79ZM190 233V234H189ZM56 234H57V236H56ZM59 234V235H58ZM45 235V236H44ZM84 235V236H83ZM201 235H203V237L201 236ZM59 236V237H58ZM78 237V239L79 240H77V238L76 237ZM80 236V237H79ZM83 238H82V237ZM196 236V237H195ZM32 237H33V239H32ZM50 237H51V235H50ZM57 237H58V239H57ZM200 237H202V238H200ZM56 238V239H55ZM85 238V239H84ZM39 239V241H42L40 238H38ZM37 239V240H38ZM88 239H89V245H88V243H87V241H88ZM92 239V238H91ZM201 239V240H200ZM2 240H3V243H2ZM30 240H33L32 242L30 241ZM35 240V241H34ZM46 240H47V237H46ZM50 240V239H49ZM49 240H47V241H49ZM73 240V241H72ZM82 240V241H81ZM200 240V241H199ZM43 241H44V239H43ZM51 241V240H50ZM50 241H49V243H50ZM77 241H81L80 242V245H79V242H77ZM87 243H85V242ZM45 242V241H44ZM56 242V243H55ZM69 242H70V244H69ZM190 242V243H189ZM36 243V244H35ZM51 243H53L52 241H51ZM75 243V245H76V243L78 244L77 246H73V244ZM6 245V248H5V245ZM53 244V245H54ZM57 244V245H56ZM39 245V246H38ZM40 245H42V246H40ZM47 245L49 246V244L47 243ZM72 245V246H71ZM85 245H88V247H86ZM36 246V247H35ZM58 246H60V247H58ZM80 246V247H79ZM85 246V247H84ZM93 246V245H92ZM40 247H41V249H44L43 250V252L42 253H44L45 255H42L41 256V254L40 255H38L37 254V256H36V253L38 252V250H40ZM43 247V248H42ZM47 247V246H46ZM74 247V248H73ZM79 247V248H78ZM7 248H8V250H7ZM29 248V249H28ZM32 248V249H31ZM57 248L60 250H57ZM70 249V250H69ZM91 250H92V247L90 248ZM28 250H30V251H28ZM8 251H10V252H8ZM32 251H34V252H32ZM41 251V250H40ZM83 251H84V249H83ZM85 251H84V253H83V255L85 254ZM76 252V253H75ZM9 253V254H8ZM17 253V254H16ZM19 253V254H18ZM29 253H31L32 255H33V253H34V255H35V258H34V255L32 256L31 255V258H30V254ZM39 253V252H38ZM69 253V254H68ZM72 253V255H70ZM16 254V255H15ZM48 254V253H47ZM80 254H82V251H81V253H78L76 256H79V258L78 257H76V259H81L80 257L82 256V255H80ZM187 254V255H186ZM192 254H193V256H192ZM8 255H9V258H8ZM14 255V256H13ZM17 255H19V256H17ZM11 256V257H10ZM19 257V258H17V257ZM25 256V257H24ZM54 258H53V257ZM68 256V257H67ZM195 256V257H196ZM15 257V258H14ZM27 257V261L26 260H24L25 258ZM37 257V258H36ZM59 257V258H58ZM9 259V261H7V259ZM17 258V259H16ZM24 260H22V259ZM29 258L31 259V260H29ZM46 258V259H45ZM56 258H58V259H56ZM4 259H6V260H4ZM13 259V260H12ZM18 259H20V261H18ZM37 259H44V262H42V260H37ZM50 261H49V260ZM55 259V262L53 261V260ZM66 259V260H67ZM11 260V261H10ZM18 262H17V261ZM29 260V261H28ZM47 260H48V262H47ZM62 260H63V262H62ZM5 261V262H4ZM37 261V262H36ZM57 261V262H56ZM187 261V260H186ZM22 262V263H21ZM50 262H52V263H50ZM30 263H28V264H30ZM33 263V264H34Z\"/></svg>", "mask_w": 264, "mask_h": 264}]
</instances>
